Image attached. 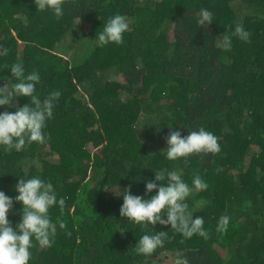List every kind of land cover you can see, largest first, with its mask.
<instances>
[{
  "label": "trees",
  "instance_id": "16d2710c",
  "mask_svg": "<svg viewBox=\"0 0 264 264\" xmlns=\"http://www.w3.org/2000/svg\"><path fill=\"white\" fill-rule=\"evenodd\" d=\"M64 15L36 10L34 0H0V85L21 62L41 75V98L60 91L47 140L21 152L0 148V190L15 198L20 176L53 183L63 208L51 247L34 243L29 264H161L183 256L188 264H264V0H63ZM214 22L197 24L200 8ZM114 14L129 30L120 44L100 47L96 32ZM237 24L249 41L232 35ZM20 97L17 106L27 103ZM15 108H0V111ZM172 130L204 127L221 151L168 161L162 150ZM188 129H186V128ZM162 168L182 170L191 185L208 189L188 204L204 217L207 238L185 239L170 226L141 225L120 216L122 193L145 196V183ZM158 184L160 182H157ZM14 201L9 220L20 221ZM231 217L226 232L216 225ZM168 232L150 256L132 251L140 235Z\"/></svg>",
  "mask_w": 264,
  "mask_h": 264
},
{
  "label": "clouds",
  "instance_id": "9594fccd",
  "mask_svg": "<svg viewBox=\"0 0 264 264\" xmlns=\"http://www.w3.org/2000/svg\"><path fill=\"white\" fill-rule=\"evenodd\" d=\"M36 10L51 11L57 19L65 12L63 0H34ZM197 24L209 26L214 22V13L208 8H200ZM129 19L123 14H114L102 30L96 32L94 40L97 46L103 47L110 43L120 44L124 34L129 30ZM232 35L242 41H249L251 33L237 24L232 34H224L219 45L227 50L232 46ZM8 49L0 51V57L6 56ZM11 78L0 85V108H15V111H0V148L5 151L21 152L27 145L43 144L47 140L45 131L46 122L54 115V108L61 96L60 91H51L43 98L37 90L41 82L38 71H26L21 62L9 66ZM0 77V80H4ZM27 98V103L17 106L18 98ZM169 135L166 138L165 154L168 161H179L194 153L216 154L221 151L219 137L204 127L198 130H188L187 135L181 131L172 130L169 126ZM157 182H160L159 184ZM208 183L199 175L192 177L191 185L185 181L182 170L162 168L154 172V179L145 183V196L133 195L126 188L123 193V203L120 207V216L127 222L147 228L149 225L170 226L171 230L191 239L194 235L207 238L204 217L196 216L190 209L188 198L194 191L208 189ZM15 198L0 190V264H29L31 249L34 243L43 247H51L54 237L60 229L65 227L62 220L53 221L50 209L54 206L63 208L65 199L57 195L51 181L38 175L24 178L20 176L15 185ZM14 201L22 206L19 223L13 226L9 220V212L13 210ZM231 217L222 215L216 225L218 232H226ZM168 232L152 230L140 235L132 247L138 255L150 256L157 249L164 246ZM174 264H188L186 257L177 256Z\"/></svg>",
  "mask_w": 264,
  "mask_h": 264
},
{
  "label": "rangeland",
  "instance_id": "374dc122",
  "mask_svg": "<svg viewBox=\"0 0 264 264\" xmlns=\"http://www.w3.org/2000/svg\"><path fill=\"white\" fill-rule=\"evenodd\" d=\"M165 257H166V259L161 260V264H174L176 256L168 255V256H165Z\"/></svg>",
  "mask_w": 264,
  "mask_h": 264
}]
</instances>
